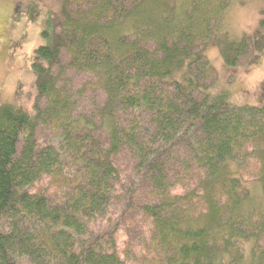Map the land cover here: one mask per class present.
<instances>
[{"label": "trees", "instance_id": "16d2710c", "mask_svg": "<svg viewBox=\"0 0 264 264\" xmlns=\"http://www.w3.org/2000/svg\"><path fill=\"white\" fill-rule=\"evenodd\" d=\"M58 1L35 111L0 105V264H264V106L207 57L251 53L224 1Z\"/></svg>", "mask_w": 264, "mask_h": 264}, {"label": "rangeland", "instance_id": "374dc122", "mask_svg": "<svg viewBox=\"0 0 264 264\" xmlns=\"http://www.w3.org/2000/svg\"><path fill=\"white\" fill-rule=\"evenodd\" d=\"M223 1L226 4L224 20L228 30L236 38L243 35L252 38L253 44L243 66L235 70L225 66L217 46L207 51V57L215 68L217 88L228 91L234 104L263 107L264 0ZM59 8L58 0H0V105H15L30 114L35 111L39 80L34 67L43 64L37 51L41 47L53 45ZM250 170H255L254 163ZM45 189L53 192L49 182L38 184L32 191L41 192ZM133 214L129 220L135 230L140 232L143 221L139 214ZM138 245L133 242L138 258L135 262L140 264L144 255ZM123 247H128L125 241L121 249Z\"/></svg>", "mask_w": 264, "mask_h": 264}]
</instances>
